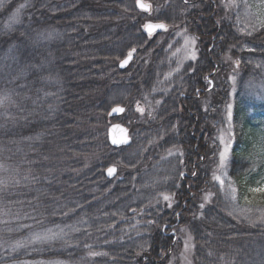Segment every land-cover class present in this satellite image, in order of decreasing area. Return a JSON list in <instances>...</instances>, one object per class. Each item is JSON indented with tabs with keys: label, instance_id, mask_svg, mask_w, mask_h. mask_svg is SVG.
I'll return each instance as SVG.
<instances>
[{
	"label": "trees",
	"instance_id": "16d2710c",
	"mask_svg": "<svg viewBox=\"0 0 264 264\" xmlns=\"http://www.w3.org/2000/svg\"><path fill=\"white\" fill-rule=\"evenodd\" d=\"M143 1L149 13L137 0H0V264H170L181 230L193 264H264V195L250 191L264 186V101L250 97L264 86V0H239L240 23L227 0ZM146 24L166 29L149 37ZM175 28L197 42L177 73ZM113 123L128 148L108 145Z\"/></svg>",
	"mask_w": 264,
	"mask_h": 264
},
{
	"label": "rangeland",
	"instance_id": "374dc122",
	"mask_svg": "<svg viewBox=\"0 0 264 264\" xmlns=\"http://www.w3.org/2000/svg\"><path fill=\"white\" fill-rule=\"evenodd\" d=\"M246 1V0H242ZM146 4L150 5L148 2ZM227 3L233 6V13L231 17H235V21L237 23L241 22L242 13L238 7L239 0H227ZM241 7V6H240ZM237 9L239 12H237ZM245 11V9H244ZM245 14V20L248 17L247 13ZM146 24L145 26H147ZM196 39L193 36L188 35L183 30H179L175 28L173 31V38L169 44L170 47V56L169 60L172 62V66L175 68L174 71L177 73L181 71V69L186 66L188 63H194L197 59V50H196ZM133 53V52H132ZM194 57V58H193ZM235 78H230L231 83V91H230V98L229 103L226 107V113L223 118V123L218 130L217 142L219 145V155H218V166L217 171L214 175L215 182L219 185H222V182L227 178V171H228V161L231 155L232 148L234 146V126H233V107H234V93H235V85H234ZM210 84V82H209ZM250 97H253L254 100L258 103L262 104L264 101V86H260V88L252 91ZM229 106H231V119H229ZM140 109V107H135V110ZM205 109V104H204ZM228 147V158L224 162L223 166L221 165V153L224 151L225 147ZM211 197L210 194L206 195L205 200L207 201ZM180 238L182 240V249L180 254L176 257H173L170 261V264H193L192 263V254H193V244L191 240V236L188 233H185V230L182 232L180 231Z\"/></svg>",
	"mask_w": 264,
	"mask_h": 264
},
{
	"label": "water",
	"instance_id": "95a60500",
	"mask_svg": "<svg viewBox=\"0 0 264 264\" xmlns=\"http://www.w3.org/2000/svg\"><path fill=\"white\" fill-rule=\"evenodd\" d=\"M136 7H137L138 10L143 11V12H148L149 11V10H147V11L142 10L140 7H138L137 3H136ZM152 26H153V28L151 29V34H150L149 30H147L145 28V33L148 36H152L156 32H161V31H164L165 30V27L164 26L163 27H158L160 25H152ZM132 60H133V55H131L130 57L128 56L124 60V61H127V63H125L123 66H121L122 63L124 62L123 61L119 65V68L121 70L126 69ZM113 109H122L123 111H113ZM124 112H125V109L123 107H121V106H115V107H113L110 110V112H109V118L110 119H116V118L122 116ZM125 138L127 139V143L120 142V141H123ZM113 140H116L117 143H113ZM107 143H108V145L110 147H112L114 149L128 148L131 145V143H132V140H131V137H130V134H129L128 129H126L124 126H122L120 124H112V125H110L108 127V130H107ZM109 168H115V167H109ZM109 168L106 169L104 175H105L106 179L113 180V179H115V177L117 175V169L115 168V172L112 175H109L108 174V169Z\"/></svg>",
	"mask_w": 264,
	"mask_h": 264
},
{
	"label": "snow or ice",
	"instance_id": "6c2138e0",
	"mask_svg": "<svg viewBox=\"0 0 264 264\" xmlns=\"http://www.w3.org/2000/svg\"><path fill=\"white\" fill-rule=\"evenodd\" d=\"M137 5H138V7H140L142 10H145V11H147V10H149V8H150V5H148V4H145V3H143L142 2V0H137ZM262 23H264V21H262ZM158 27H163V25H160V26H158ZM153 28V26L152 25H147L146 26V29L147 30H149V32H150V34H151V29ZM131 56V53H129V57ZM194 58V57H193ZM125 63H127V61H124L123 63H122V65L121 66H123ZM239 62L237 61V64H238ZM3 103V101L2 100H0V104H2ZM139 111H143L142 109H138ZM113 111H123L122 109H113ZM229 119H231V106H229ZM120 142H123V143H127V139L125 138L123 141H120ZM113 143H117V141L116 140H113ZM228 147H230V145H227L226 147H225V149H224V151L221 153V165L223 166V164H224V162L227 160V158H228ZM0 167H2V165H0ZM115 172V168H109L108 169V174L109 175H112L113 173ZM3 182L2 181H0V184H2ZM250 191L251 192H253V193H260V194H262V195H264V186H261V187H258V188H253V189H250ZM163 199L164 200H169V196L168 195H164L163 196ZM201 207H203V205L201 206ZM38 239H40V237H38ZM90 255H92V256H96V255H100L99 253H90Z\"/></svg>",
	"mask_w": 264,
	"mask_h": 264
},
{
	"label": "bare ground",
	"instance_id": "6f19581e",
	"mask_svg": "<svg viewBox=\"0 0 264 264\" xmlns=\"http://www.w3.org/2000/svg\"><path fill=\"white\" fill-rule=\"evenodd\" d=\"M142 1H143V0H142ZM143 2H144V1H143ZM136 3H137V2H136ZM144 3H145V2H144ZM149 11H150V8H149ZM149 11H148V12H149ZM148 12H146V13H148ZM145 28H146V26L144 27V33H145ZM145 34H146V33H145ZM122 62H123V61H122ZM122 62H121V63H122ZM121 63H120V64H121ZM123 114H124V113H123ZM111 167H113V166H111ZM108 168H109V167H108ZM115 168H116V167H115Z\"/></svg>",
	"mask_w": 264,
	"mask_h": 264
}]
</instances>
